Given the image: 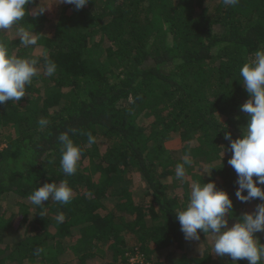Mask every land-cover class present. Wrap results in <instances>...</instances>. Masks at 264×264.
Here are the masks:
<instances>
[{
  "label": "trees",
  "instance_id": "trees-1",
  "mask_svg": "<svg viewBox=\"0 0 264 264\" xmlns=\"http://www.w3.org/2000/svg\"><path fill=\"white\" fill-rule=\"evenodd\" d=\"M40 6L46 11L33 14ZM26 7L17 27L38 33L37 45L25 47L17 27L0 32L10 54L36 58L40 69L20 101L0 105V264H131L136 255L139 264H248L227 255L220 263L211 233L198 230L199 241H186L176 211L196 182L229 193V227L261 203L236 199L231 152L223 149L225 133L237 139L247 125L239 70L264 50V0H89L79 11L35 0ZM45 53L57 64L51 77ZM69 129L82 149L73 176L61 168L57 139ZM186 153L193 163L177 179ZM218 162L210 175L196 173ZM63 180L73 190L69 204L29 200L44 183ZM256 236L264 244V232Z\"/></svg>",
  "mask_w": 264,
  "mask_h": 264
},
{
  "label": "clouds",
  "instance_id": "clouds-1",
  "mask_svg": "<svg viewBox=\"0 0 264 264\" xmlns=\"http://www.w3.org/2000/svg\"><path fill=\"white\" fill-rule=\"evenodd\" d=\"M59 2L71 5L79 11L89 0ZM32 3H35V0H0V32L17 27L19 22L30 14L26 6ZM238 3L239 0H223L225 6H235ZM46 9L45 6L37 7L33 14L42 15ZM17 35L25 47L37 45L40 38L33 29L22 26L17 27ZM44 59V72L51 77L57 71V64L48 59L46 53ZM38 63L36 58H18L10 54L9 48L0 43V105L7 101L18 102L26 95V85L31 84L40 71ZM239 75L249 96L247 101L240 105V111L247 114L248 121L241 137L232 139L230 133H225L224 138L230 141V144L226 150L223 149V156L225 151L231 152L227 164L236 173V199L241 203L259 199L261 203L257 204L253 211L245 212L238 222L229 227L226 216L233 209V200L229 193L217 189L214 181L196 182L191 185L186 206L176 211V218L186 241H199L200 231L211 233L214 237L213 253L218 257L227 255L236 262L246 259L248 264H261L264 260V244L260 243L256 234L264 232V50H257L254 58L242 65ZM38 124L46 127L49 121L41 118ZM70 133L74 134L75 129L62 132L57 137L62 145L60 165L66 176L76 174L82 156L81 147L70 138ZM94 143V136L88 133V144ZM182 161L176 165L177 179H184L185 166H191L193 163L188 153L183 156ZM73 198V190L67 180L60 183H44L29 196L35 206H42L43 202L48 200L67 205ZM64 220V214L60 213L58 221Z\"/></svg>",
  "mask_w": 264,
  "mask_h": 264
},
{
  "label": "rangeland",
  "instance_id": "rangeland-1",
  "mask_svg": "<svg viewBox=\"0 0 264 264\" xmlns=\"http://www.w3.org/2000/svg\"><path fill=\"white\" fill-rule=\"evenodd\" d=\"M51 3H52V7L54 8V9H56L57 11H60L61 10V8L63 7V5L64 4H61L60 2H59V0H51ZM6 138V134H4V135H2V136H0V139L1 140H4ZM174 144V147L176 148L177 147V145L175 144V143H173ZM201 162V161H200ZM202 164L204 163V162H201ZM221 163H215V164H213V165H208V164H205V165H199V168H198V172H196V173H201V175H206V176H208V175H210L211 173L210 172H212V168L213 167H216V166H219ZM201 166V167H200ZM212 169V170H211ZM196 170V169H195ZM205 171H207L208 173H205ZM203 173V174H202ZM184 188V187H183ZM245 195H246V192H245ZM256 200H258V199H256ZM259 202H261L260 200H258ZM255 207H256V205H253V206H248L247 207V211H249V212H251V211H253L254 209H255ZM218 260H219V262L220 263H223V260L220 258V257H216ZM142 257L140 256V255H136L135 257H133L131 260H130V262H131V264H139V263H141L142 261Z\"/></svg>",
  "mask_w": 264,
  "mask_h": 264
}]
</instances>
